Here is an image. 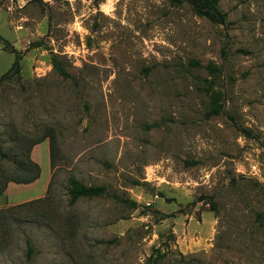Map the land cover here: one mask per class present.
I'll use <instances>...</instances> for the list:
<instances>
[{
	"label": "rangeland",
	"instance_id": "1",
	"mask_svg": "<svg viewBox=\"0 0 264 264\" xmlns=\"http://www.w3.org/2000/svg\"><path fill=\"white\" fill-rule=\"evenodd\" d=\"M218 6L0 0V187L40 167L0 196V264H264V0Z\"/></svg>",
	"mask_w": 264,
	"mask_h": 264
},
{
	"label": "trees",
	"instance_id": "2",
	"mask_svg": "<svg viewBox=\"0 0 264 264\" xmlns=\"http://www.w3.org/2000/svg\"><path fill=\"white\" fill-rule=\"evenodd\" d=\"M178 2H187L190 4L192 9L195 11V13L201 17H205L208 20H210L214 24H222L225 22L226 16L224 13L221 12L219 9L218 3L219 0H177ZM11 53L15 55V61L13 62L11 68L0 77V84L8 77L15 76L20 72V53L14 49L11 48ZM53 66L54 69L64 78H68L70 75L66 72V70L63 68L62 64L57 60L53 59ZM242 133L250 136L251 138H255V136L248 130V129H241ZM40 139L41 140H45ZM35 141L34 143L38 142ZM50 142V159H51V170H54L55 167V153H54V147L51 141ZM31 151L32 148L27 152V157L29 159V162L27 164V168L29 171L32 172V175L27 178L22 179H9L5 181L2 187H0V196L4 194L8 187L9 182H16V183H22V184H29L34 181H36L40 176V167L37 163H35L31 159ZM7 154L2 153L0 151V162L2 158H7ZM0 172H1V163H0ZM105 193V188L101 186H85L77 179L71 177L69 179V196H70V203H75L78 199L82 197H96L103 195ZM35 202V201H31ZM30 202V203H31Z\"/></svg>",
	"mask_w": 264,
	"mask_h": 264
},
{
	"label": "crops",
	"instance_id": "3",
	"mask_svg": "<svg viewBox=\"0 0 264 264\" xmlns=\"http://www.w3.org/2000/svg\"><path fill=\"white\" fill-rule=\"evenodd\" d=\"M33 160V159H32ZM48 185H49V183H48ZM10 186H11V184H9L8 185V187H7V189H6V193L9 191V188H10ZM47 188H48V186H47ZM47 190V189H46ZM46 192V191H45ZM33 199V198H32ZM31 198L30 199H27V200H22V201H20V202H16L15 204H13V205H16V204H22V203H25V202H28L29 200H32ZM1 206H4V204L2 203V199L0 198V207Z\"/></svg>",
	"mask_w": 264,
	"mask_h": 264
},
{
	"label": "built area",
	"instance_id": "4",
	"mask_svg": "<svg viewBox=\"0 0 264 264\" xmlns=\"http://www.w3.org/2000/svg\"><path fill=\"white\" fill-rule=\"evenodd\" d=\"M253 170H255V171H256V167H255V166L253 167Z\"/></svg>",
	"mask_w": 264,
	"mask_h": 264
}]
</instances>
